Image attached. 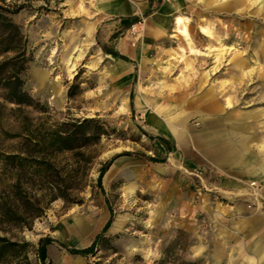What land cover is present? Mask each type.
I'll return each instance as SVG.
<instances>
[{
	"label": "rangeland",
	"instance_id": "obj_1",
	"mask_svg": "<svg viewBox=\"0 0 264 264\" xmlns=\"http://www.w3.org/2000/svg\"><path fill=\"white\" fill-rule=\"evenodd\" d=\"M1 1L23 5L9 16L27 42L30 61L19 76L38 103L25 107L32 123L95 117L114 129L87 151L88 162L80 163L72 180L82 189L68 201H49L33 168L23 172L10 196L19 205L18 226L4 228L22 229L15 233L30 243L31 264H40L35 247L44 236L54 239L46 264L59 256H66L59 264H131L135 256L153 264L166 248L165 264L239 261L250 232L264 220V0H159L170 12L169 23L156 37L143 23L132 30L145 39L133 80L104 55L106 43L98 33L107 20L98 0ZM224 93L232 98L230 108ZM13 107H0V197L5 198L13 166L4 156L14 149L9 134L19 131L23 116ZM170 123L192 128L195 139L245 142L253 171L232 179L210 164L197 165L172 138ZM115 155L99 188V170ZM34 157L28 156L29 165ZM45 159L61 169L78 167L70 153ZM109 209L112 221L96 255L70 254L67 248L90 245Z\"/></svg>",
	"mask_w": 264,
	"mask_h": 264
},
{
	"label": "trees",
	"instance_id": "obj_2",
	"mask_svg": "<svg viewBox=\"0 0 264 264\" xmlns=\"http://www.w3.org/2000/svg\"><path fill=\"white\" fill-rule=\"evenodd\" d=\"M0 4V107L4 104H11L12 111L23 113L19 122V131L10 133V140H15L14 149L4 156V162L13 166V185L7 190V197H0V264H31L28 257L30 243L15 233V230L5 229V226H18L17 219L20 215L19 205L15 199H10L11 192H17L20 187L21 176L29 168L37 175L40 181L42 192L49 194V201L57 198L69 200L71 192H78L82 185H74L72 180L77 176V169L80 163L88 162L89 149L100 142L102 136L110 135L114 129L108 128L104 122L95 117H84L81 119L70 118L55 123L48 124L44 121L32 123L30 116L25 113V107H35L33 97L23 89V80L20 78L28 65L30 58L27 56V42L19 26L10 18V14L18 12L23 5L21 3ZM137 18H132L125 25L130 26L136 22ZM105 53H109L106 47H102ZM116 54V52H113ZM72 95V92H68ZM44 108V107H42ZM59 153H70L75 158L78 167L70 169L58 168L54 163L45 159L46 155H57ZM34 155V164L27 163L28 156ZM123 154H130L128 151ZM118 155L107 160L99 170L97 185L101 188V179L112 161ZM153 162H160L155 157H146ZM54 166V167H53ZM54 171L48 174L47 171ZM49 171V172H50ZM17 194V193H16ZM75 199V198H74ZM75 202V201H71ZM110 217L103 225L102 229L94 236L90 245L84 248H67L73 255H96L102 242L104 234L112 221V210ZM43 211H39V216ZM30 228V224L26 225ZM54 239L50 236L39 238L35 247V254L40 264H46L47 246ZM113 248V247H112ZM113 251L116 252L113 248ZM168 249L162 250L161 257L153 264H165V255ZM131 264H144L142 260L135 256ZM117 259V258H115ZM138 260V261H136ZM95 264H101L95 261ZM181 264H196L190 261H183Z\"/></svg>",
	"mask_w": 264,
	"mask_h": 264
},
{
	"label": "crops",
	"instance_id": "obj_3",
	"mask_svg": "<svg viewBox=\"0 0 264 264\" xmlns=\"http://www.w3.org/2000/svg\"><path fill=\"white\" fill-rule=\"evenodd\" d=\"M98 4L107 20L98 33V38L106 43L104 47L110 50L109 53L104 52V55L118 64L126 78L133 80L135 62L143 55L145 39H137L132 30L143 23L149 36H159L168 26L170 12L159 0H98ZM132 18H137V21L126 27ZM181 23L180 18L175 19V25L179 26ZM260 57L264 58V53H261ZM205 76L204 73L202 81ZM223 86L224 82H221L220 87ZM223 95L226 106L232 107L231 96L225 93ZM177 125L179 124L170 123L171 136L180 145L184 155L197 165L210 164L232 179L245 178L253 171L254 159L244 150L247 147L245 142H241L240 145L232 143L222 145L224 143L219 142L217 137L210 135L195 139L192 128ZM259 224L261 229L250 232L252 239L244 247L240 260L229 264H264V220ZM65 259L66 256H59L55 264Z\"/></svg>",
	"mask_w": 264,
	"mask_h": 264
},
{
	"label": "built area",
	"instance_id": "obj_4",
	"mask_svg": "<svg viewBox=\"0 0 264 264\" xmlns=\"http://www.w3.org/2000/svg\"><path fill=\"white\" fill-rule=\"evenodd\" d=\"M256 183L254 181L250 182V186L252 187L253 193L254 195H257V191H258V185H255Z\"/></svg>",
	"mask_w": 264,
	"mask_h": 264
},
{
	"label": "bare ground",
	"instance_id": "obj_5",
	"mask_svg": "<svg viewBox=\"0 0 264 264\" xmlns=\"http://www.w3.org/2000/svg\"><path fill=\"white\" fill-rule=\"evenodd\" d=\"M65 230H67L66 228H65ZM61 264H69L68 262L67 263H65V262H62Z\"/></svg>",
	"mask_w": 264,
	"mask_h": 264
}]
</instances>
